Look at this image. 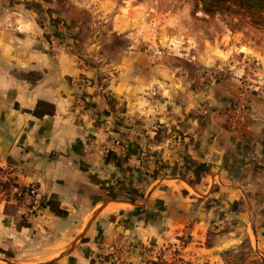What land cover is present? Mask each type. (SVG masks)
<instances>
[{
  "label": "crops",
  "instance_id": "crops-1",
  "mask_svg": "<svg viewBox=\"0 0 264 264\" xmlns=\"http://www.w3.org/2000/svg\"><path fill=\"white\" fill-rule=\"evenodd\" d=\"M125 1L0 0V264L264 261V87Z\"/></svg>",
  "mask_w": 264,
  "mask_h": 264
},
{
  "label": "rangeland",
  "instance_id": "rangeland-1",
  "mask_svg": "<svg viewBox=\"0 0 264 264\" xmlns=\"http://www.w3.org/2000/svg\"><path fill=\"white\" fill-rule=\"evenodd\" d=\"M124 3L125 13L127 3L130 7L134 4L136 21L140 20L151 34L143 45L145 51L165 56L169 47L159 40L161 30L174 34L188 32L198 43L211 44L213 54L223 62L224 70L233 72L243 91H255L256 85L264 87V61L252 53L264 54V24H254L248 17L224 9L206 12L198 0H126ZM142 5H146L147 15L141 12ZM140 27L141 24L136 29ZM228 264H264V261L253 250L246 249L230 254Z\"/></svg>",
  "mask_w": 264,
  "mask_h": 264
},
{
  "label": "trees",
  "instance_id": "trees-1",
  "mask_svg": "<svg viewBox=\"0 0 264 264\" xmlns=\"http://www.w3.org/2000/svg\"><path fill=\"white\" fill-rule=\"evenodd\" d=\"M206 12L224 9L248 17L254 24H264V0H198ZM3 182V187H7Z\"/></svg>",
  "mask_w": 264,
  "mask_h": 264
},
{
  "label": "built area",
  "instance_id": "built-area-1",
  "mask_svg": "<svg viewBox=\"0 0 264 264\" xmlns=\"http://www.w3.org/2000/svg\"><path fill=\"white\" fill-rule=\"evenodd\" d=\"M242 108H243V104L241 100H238V103L234 105V109H233L235 115H237L238 117L241 116ZM3 182H6L8 186L3 187ZM0 194L7 199H13L18 202L25 200L32 207H36L40 204V194L35 184H29L27 186H23L12 178L5 179L2 177L1 170H0Z\"/></svg>",
  "mask_w": 264,
  "mask_h": 264
},
{
  "label": "water",
  "instance_id": "water-1",
  "mask_svg": "<svg viewBox=\"0 0 264 264\" xmlns=\"http://www.w3.org/2000/svg\"><path fill=\"white\" fill-rule=\"evenodd\" d=\"M11 138H12L11 134L8 133V135H7V139L10 141Z\"/></svg>",
  "mask_w": 264,
  "mask_h": 264
}]
</instances>
